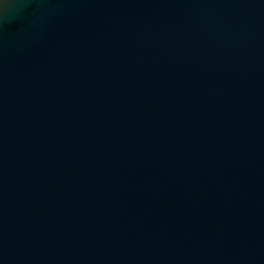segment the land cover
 <instances>
[{
	"label": "water",
	"instance_id": "water-1",
	"mask_svg": "<svg viewBox=\"0 0 264 264\" xmlns=\"http://www.w3.org/2000/svg\"><path fill=\"white\" fill-rule=\"evenodd\" d=\"M0 264H264V0H0Z\"/></svg>",
	"mask_w": 264,
	"mask_h": 264
}]
</instances>
